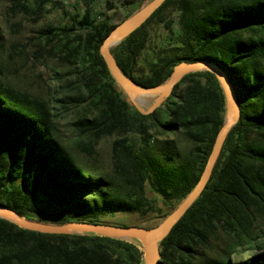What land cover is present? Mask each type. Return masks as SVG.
I'll return each instance as SVG.
<instances>
[{
  "label": "trees",
  "instance_id": "obj_1",
  "mask_svg": "<svg viewBox=\"0 0 264 264\" xmlns=\"http://www.w3.org/2000/svg\"><path fill=\"white\" fill-rule=\"evenodd\" d=\"M50 3L22 8L40 15ZM118 10L110 5L112 14L98 13L88 5L39 32L34 58L61 59L70 76L53 107L0 79V206L27 220L109 224L104 217L133 214L145 223L134 226L155 228L205 170L226 114L220 81L210 71L189 73L159 108L143 113L124 96L100 51L120 24ZM112 52L122 72L146 87L168 82L182 62L215 63L241 110L204 191L159 244L160 264H264L263 249L231 258L264 218V0H166ZM73 107L81 114L72 127L89 141L82 152L92 155L94 144L114 138L111 171L86 173L62 142L57 121ZM222 235L231 240L224 246ZM0 264H145V256L126 240L41 233L0 218Z\"/></svg>",
  "mask_w": 264,
  "mask_h": 264
},
{
  "label": "rangeland",
  "instance_id": "obj_2",
  "mask_svg": "<svg viewBox=\"0 0 264 264\" xmlns=\"http://www.w3.org/2000/svg\"><path fill=\"white\" fill-rule=\"evenodd\" d=\"M51 1L52 3L47 5L44 11L38 15L22 8V6L28 8L34 0H0V79L6 86L21 93L33 95L47 103L51 102L55 94L68 91L67 87L64 86L70 76H66V64L61 59L52 55L40 60L34 58V52L39 48L40 40L38 37L42 29L47 26L63 25L67 20L66 12H84L88 5L95 8V12H110L109 14L113 13V11H108L110 5L118 7V18L121 23L153 0H129L133 3L132 6L122 5L123 0ZM160 34H162V30H158L155 36L158 37ZM69 91L71 92V90ZM75 93L73 92V94ZM123 93L130 103L135 105L136 102L138 107L144 111L150 110L158 99L157 95L146 97L132 93L134 102L127 92L123 90ZM164 100L161 101V104ZM50 105L54 106L53 103ZM80 112L73 107L70 111L63 113L57 121L62 142L73 153L86 173L90 170L99 173L111 171V146L114 138H105L94 144L92 155L82 152L81 147L89 141L80 139L72 127L73 122L81 114ZM87 115L92 116L91 113ZM150 196L158 199L153 193H150ZM160 205V207L165 208L161 201ZM164 210L167 212V208ZM132 216L133 214H118L104 217L103 221L125 226L145 224L137 215ZM129 241L142 248L141 240L140 242ZM230 241L227 236L222 235L223 246L224 242ZM260 249L264 250V218L259 219L256 223L254 239L236 249L231 258L234 261L245 260L258 253Z\"/></svg>",
  "mask_w": 264,
  "mask_h": 264
},
{
  "label": "water",
  "instance_id": "obj_3",
  "mask_svg": "<svg viewBox=\"0 0 264 264\" xmlns=\"http://www.w3.org/2000/svg\"><path fill=\"white\" fill-rule=\"evenodd\" d=\"M165 1L166 0H153L148 5L134 13L131 17L118 24L104 41L100 51L113 78L118 85L129 94L133 101L132 93H137L146 97L158 96L155 105L148 111L140 109L134 101L135 106L145 114L152 113L159 108L161 101L172 94L175 86L179 84L187 74L206 70L217 76L226 97L224 125L218 133L205 170L195 189L159 226L151 229L138 226L123 227L105 223L70 222L63 225H56L47 222L30 221L7 206H0V218L8 219L21 228L47 234L93 233L126 241H129L130 237H137L142 242L145 264H160L162 255L159 244L164 238H166L173 227L181 220L204 191L212 176L222 146L241 116V110L237 102L235 90L228 76L215 63L209 61H199L194 63L182 62L175 68L168 82L154 87H146L139 84L132 78L127 77L120 69L112 49L144 25L165 3Z\"/></svg>",
  "mask_w": 264,
  "mask_h": 264
},
{
  "label": "bare ground",
  "instance_id": "obj_4",
  "mask_svg": "<svg viewBox=\"0 0 264 264\" xmlns=\"http://www.w3.org/2000/svg\"><path fill=\"white\" fill-rule=\"evenodd\" d=\"M129 240L135 241V242H140V239L137 237H130Z\"/></svg>",
  "mask_w": 264,
  "mask_h": 264
}]
</instances>
